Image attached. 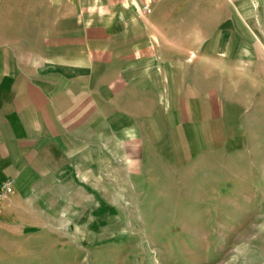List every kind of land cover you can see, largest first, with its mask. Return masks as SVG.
Masks as SVG:
<instances>
[{
    "label": "crops",
    "instance_id": "1",
    "mask_svg": "<svg viewBox=\"0 0 264 264\" xmlns=\"http://www.w3.org/2000/svg\"><path fill=\"white\" fill-rule=\"evenodd\" d=\"M98 3L0 0V240L75 175L159 173L179 135L220 120L230 48L264 52V0Z\"/></svg>",
    "mask_w": 264,
    "mask_h": 264
},
{
    "label": "rangeland",
    "instance_id": "2",
    "mask_svg": "<svg viewBox=\"0 0 264 264\" xmlns=\"http://www.w3.org/2000/svg\"><path fill=\"white\" fill-rule=\"evenodd\" d=\"M230 50L220 120L179 135L159 173L75 175L50 207L18 208L0 240L13 262L264 264V52Z\"/></svg>",
    "mask_w": 264,
    "mask_h": 264
},
{
    "label": "built area",
    "instance_id": "3",
    "mask_svg": "<svg viewBox=\"0 0 264 264\" xmlns=\"http://www.w3.org/2000/svg\"><path fill=\"white\" fill-rule=\"evenodd\" d=\"M141 9L145 12H149L151 10V7L149 4L146 3L141 6ZM12 189H13L12 179L9 178L0 183V208L2 202L8 196V194L11 193Z\"/></svg>",
    "mask_w": 264,
    "mask_h": 264
}]
</instances>
